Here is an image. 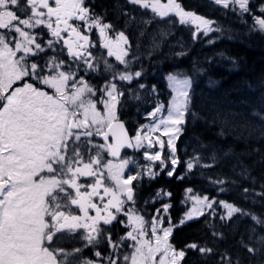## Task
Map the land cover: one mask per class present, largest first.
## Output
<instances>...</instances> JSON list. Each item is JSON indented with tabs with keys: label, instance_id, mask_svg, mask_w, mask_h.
<instances>
[{
	"label": "snow or ice",
	"instance_id": "1",
	"mask_svg": "<svg viewBox=\"0 0 264 264\" xmlns=\"http://www.w3.org/2000/svg\"><path fill=\"white\" fill-rule=\"evenodd\" d=\"M127 2L150 10L161 19L174 15L180 24L195 23L197 32L205 35L217 30L212 27V21L186 11L178 0ZM213 2L225 9H239V15L251 14L250 0ZM259 11L261 15L253 17L252 30L264 33V5ZM41 28L49 36L43 42L41 33L34 31ZM93 29L98 31L99 48L106 49L107 57H115L123 68L90 50L97 47L87 35ZM112 29L113 25L104 22L87 0H0V264H181L186 257L184 250H177L169 241L175 227L170 217L168 227H160L164 221L157 209L149 234L147 221L137 213L133 181L141 174L124 175L125 168L133 161L105 162L103 153L119 157L121 148L139 150L145 140L151 148L149 133L163 125L161 134L168 137L170 149L167 160L173 166L168 175L172 176L180 162L175 141L182 132L180 126L185 123L191 102V81L168 76L176 86L173 88L176 95L168 106L167 116L152 125H144L148 132L141 129L134 137L129 136L118 116L124 92L114 81L131 84L142 72H133L132 60L126 59L131 49L128 37L121 31L112 39L109 36ZM62 33H67V38ZM81 70L85 75L101 72L110 79L95 88L84 76H78ZM98 92L101 98L93 99ZM98 104L103 105L102 110ZM163 107L157 105L148 115L155 120ZM259 118L264 121V116ZM94 137H100L103 143H96ZM155 140L163 149L165 143L159 137ZM145 157L166 167V159L160 152H145ZM193 159L196 164L201 163L200 158ZM212 159L215 161V156ZM193 166L192 160L186 162L189 171ZM146 173L149 177L157 174L150 166ZM190 198L195 204L185 213L181 224L203 216V207H213L214 202H208L206 196ZM129 202L132 207H126ZM219 203L227 210L226 217L221 214L222 221L231 219L235 213L248 215L230 203ZM169 208L170 205L163 204V214ZM90 210L95 215H90ZM120 214L127 217V223L119 222L131 230L117 242L102 225H112ZM251 219L264 228L260 217L252 215ZM106 234L113 253L124 241L131 242L127 244L131 251L122 253V260L115 255L102 256L98 250L93 253L95 260L84 257V248L95 249L103 243ZM212 234L222 236L214 225ZM77 237L84 241L83 247L64 246ZM254 239L258 247L243 241L241 246L253 256L264 254V236H249V240ZM187 247L202 256L214 251L196 243ZM221 264H232L227 253L221 255Z\"/></svg>",
	"mask_w": 264,
	"mask_h": 264
},
{
	"label": "trees",
	"instance_id": "2",
	"mask_svg": "<svg viewBox=\"0 0 264 264\" xmlns=\"http://www.w3.org/2000/svg\"><path fill=\"white\" fill-rule=\"evenodd\" d=\"M181 2L186 11L216 21L218 30L193 43L183 55L165 62L152 57L142 67L149 85L155 84L156 79L149 77L148 72L158 70L174 72L191 81V102L176 146L180 162L171 177L163 172L142 187V194L152 195L160 190L170 193L173 225L178 224L183 214L182 204L188 189L215 203L224 201L248 213L237 214L228 221L204 214L175 226L170 243L186 252L181 264H221V255L225 253L231 257L232 264H264V254L253 256L240 243L258 247L249 236H264V228L251 219L256 215L264 220V121L259 118L264 116V33L253 31L250 25L251 15H261L259 9L264 0H250L251 14L242 21L235 13L237 10L232 12L213 0ZM87 3L105 21L121 13V9H116L118 0H87ZM196 157L200 158V164L195 163ZM190 160L194 166L189 171L186 162ZM221 180L222 184L214 183ZM213 225L222 236H213ZM116 228H120L119 223L108 229L110 234L114 235ZM191 243L214 251L202 256L187 247ZM106 246L104 238L95 249H84L83 256L95 260L93 253L97 250L107 256Z\"/></svg>",
	"mask_w": 264,
	"mask_h": 264
},
{
	"label": "rangeland",
	"instance_id": "3",
	"mask_svg": "<svg viewBox=\"0 0 264 264\" xmlns=\"http://www.w3.org/2000/svg\"><path fill=\"white\" fill-rule=\"evenodd\" d=\"M161 3H167V0ZM120 4L122 5L124 4L123 8L122 5ZM126 6L129 7V10L127 9ZM116 9L117 11L118 9H121L120 15L118 16L114 15V17H111L110 21H104V22L113 25V29L110 31L116 32V34L123 31L125 35L128 37L131 45L130 53H132V56L130 55L129 59H131L132 57L131 70L133 72L138 71L139 67L141 66V62L144 59L147 58L151 59L152 57L155 56L156 61L162 60L163 62H165L170 58L185 54L193 43L201 41L207 38L208 36H212L215 33V31H211L208 32L207 35H205L202 31L197 32V25L195 23L180 24L179 18L175 17L174 15L161 19L155 16L153 13H151L150 10L141 9L137 5L129 4L127 0H122V1L118 0V5H116ZM230 9L232 8L230 7ZM236 10L237 12L235 11L232 12L239 14V9ZM247 15L248 13H245L244 15H239L241 21L244 20L245 16ZM250 17L252 21L250 22V25L253 26L254 15H251ZM116 21L118 22V24L115 23ZM212 22H213L212 27L218 30L217 22L216 21H212ZM115 27H119V28H115ZM41 41L43 42V39H41ZM119 68H123V66ZM153 75L154 78L156 79L154 81L155 83L154 85L156 87L155 86L149 87L145 82L141 81L142 77L135 79L136 81L133 80L131 84L119 80L114 81V83L117 84L119 89L122 92H124V95L120 97V104L118 105L119 119H122L126 122V125L132 131L133 137L136 135L138 130L143 129V132H148L147 128H143L144 125H152L155 121H158L160 118L167 116L168 106L172 101V98L176 95V92L173 90V88L176 86L171 84V82L168 80V76L172 75L177 77V79H181V80L189 79L187 77L179 76L174 72L162 73V71L159 70L154 72ZM78 76H84L85 79L95 88L102 87L105 84V82L108 80V78H105V80H101V78L98 79L96 74L85 75L83 72L80 71L78 72ZM141 84H143L145 87L140 88L139 86ZM160 86L161 88H159ZM49 91L51 90L49 89ZM189 92H190V88H189ZM137 95L140 97L139 99L134 98ZM101 96L102 94L98 92L97 96L93 97V99L99 100ZM104 99H107V97L105 96ZM141 101H142V105L139 104ZM161 104L164 105V107L162 108L160 113L156 114L154 120L153 117L149 116L148 114L154 111L157 105H161ZM135 105L139 107H136ZM98 108L102 110L103 105L98 104ZM183 125H181L180 127L183 128ZM163 127L164 126L161 125V129L149 133V136L153 144L151 148L149 147V141L145 140L143 142L144 143L143 148L139 150L135 149L134 153H126L121 158V159H130L133 161V163L129 164L125 168L124 170L125 177L129 174H136V173L141 174L136 181H133V184L135 185V196H136V203L134 207L137 210V213L142 215L147 221L146 227L149 228V234H150V225L152 222V217L158 215L157 209H160V214L163 216V221H164L163 224L160 225V227H168L169 225V217H170L169 210L167 214H163V209H162L163 204L170 205L169 203L170 195H168L169 193L167 191L160 190L157 192L160 193V196H157L156 195L157 193L147 196L142 194V187L144 185L149 184L150 182L155 181L157 178L160 177V175L163 172L166 173L167 177H171L168 175V171L171 170L173 166L170 160H167V157L170 153V149L167 147L168 137L166 135L161 134V130ZM156 137H159L160 140L165 143L163 149H161L160 144L156 142L155 140ZM93 139L96 143H101L97 139V137H94ZM177 141L178 139L175 141L176 146H177ZM93 152H95V149H93ZM145 152H148L149 154L160 152L161 157L166 159V167L164 165H161L160 161H149L148 159H146ZM106 154H107L106 152L103 153L105 157V162L109 160ZM176 155L178 158V153H176ZM112 162L115 164L118 163L119 160ZM149 166L152 172L157 173L154 177H149L146 173V169H148ZM177 166L178 164L176 165L175 170ZM193 196L200 198L205 197L186 191L182 204L184 211L178 224L175 226L183 225L180 222L185 218V213L190 211L195 204V201L190 198ZM124 198L126 199V197ZM95 199L96 198H94V201ZM208 202H214V203L212 208H208L206 206L203 207V211L205 214H209L211 216L217 215L219 216L220 219H221V214H223L226 217L227 210L220 203H215L214 200L209 198H208ZM132 206L133 205L131 204V202H129V204L126 207H132ZM197 207H199V205H197ZM112 211L114 212L115 210L113 209ZM237 214L239 213L233 214L232 218ZM90 215H95V212L90 210ZM198 218H195L193 220H196ZM228 220L230 219H226L224 221H228ZM119 221H124L125 223H127V217L123 214H120L118 215V220L113 221L112 225H107V226L102 225V227L106 229H110L111 227H113L115 223H119L120 228L119 229L116 228L117 231L115 232L114 235L111 234V236H113V238L111 237V239L117 242L120 241L121 236H124L128 231L131 230L130 227L127 228L124 227V225L121 224ZM190 221H187V223ZM105 240L107 244L106 248L108 251V255H115L116 257H119L122 260V253L131 251V249L127 247V244L131 242L124 241L121 247L117 249L115 253H113L112 249L108 246L107 243V234ZM83 244L84 241L79 240V238L77 237V239L66 243L64 246L67 248H71L74 246L83 247ZM84 249H88V248H84Z\"/></svg>",
	"mask_w": 264,
	"mask_h": 264
},
{
	"label": "flooded vegetation",
	"instance_id": "4",
	"mask_svg": "<svg viewBox=\"0 0 264 264\" xmlns=\"http://www.w3.org/2000/svg\"><path fill=\"white\" fill-rule=\"evenodd\" d=\"M166 0H161V2H165ZM180 3V2H179ZM181 4V3H180ZM182 5V4H181ZM123 6H124V4L122 5V8H123ZM127 7V9L129 10V7L128 6H126ZM183 7V6H182ZM184 8V7H183ZM94 11V10H93ZM95 12V11H94ZM112 17H114V15H112ZM37 32H40V33H42V35H43V39H44V41L46 40V39H48L49 38V36H48V32H47V30L46 29H43V28H41L39 31H37ZM62 35L65 37V38H67V33H62ZM87 35H89V37H90V39L94 42V43H96L97 44V47H95V48H92V49H90L95 55H97V56H99V55H101V54H103L110 62H112L113 64H116L117 65V67H121L122 65H119V63L115 60V57H107V50L106 49H101V48H99V35H98V31L96 30V29H93L91 32H89V33H87ZM115 35H116V32H113V31H109V36H110V38H112V39H115ZM61 44H62V41H61ZM125 47H127V46H125ZM65 52H66V49L64 50ZM49 54H51L50 52H49ZM19 55V54H18ZM130 55L132 56V53H130ZM129 55V56H130ZM129 56L128 57H126V59H129ZM151 56V55H150ZM63 59H65V60H67V56L66 55H63V57H62ZM131 59H132V57H131ZM131 59H129V60H131ZM73 67H75V65H73ZM83 67V66H82ZM102 67V66H101ZM80 72H83L84 73V71L83 70H81ZM85 74V73H84ZM90 74H96L97 75V78L99 79V78H104V77H107L106 75H103L101 72H92V73H90ZM156 87V86H155Z\"/></svg>",
	"mask_w": 264,
	"mask_h": 264
},
{
	"label": "water",
	"instance_id": "5",
	"mask_svg": "<svg viewBox=\"0 0 264 264\" xmlns=\"http://www.w3.org/2000/svg\"><path fill=\"white\" fill-rule=\"evenodd\" d=\"M121 122H123V121H121ZM123 123H124V122H123ZM124 125H125V124H124ZM125 131H127L128 135L131 136V135L129 134L128 129H127L126 126H125ZM98 138L103 142V140H102L100 137H98ZM109 139L111 140V137H110ZM126 150L129 151V152H133V151H134V148L124 147V148H121V149H120V155H119V157H112V156H109L108 154H107V157H108L109 159H111V160H118V159H120V158L122 157L124 151H126Z\"/></svg>",
	"mask_w": 264,
	"mask_h": 264
},
{
	"label": "bare ground",
	"instance_id": "6",
	"mask_svg": "<svg viewBox=\"0 0 264 264\" xmlns=\"http://www.w3.org/2000/svg\"><path fill=\"white\" fill-rule=\"evenodd\" d=\"M158 52H159V51H158ZM158 52H157V53H158ZM160 56H161V55H160ZM154 57H155V56H154ZM155 58H156V57H155Z\"/></svg>",
	"mask_w": 264,
	"mask_h": 264
}]
</instances>
